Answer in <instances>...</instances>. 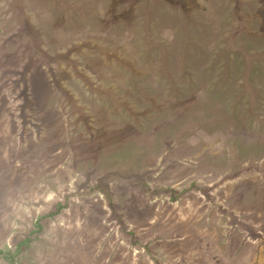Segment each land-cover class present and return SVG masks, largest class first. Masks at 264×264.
<instances>
[{"label": "rangeland", "instance_id": "1", "mask_svg": "<svg viewBox=\"0 0 264 264\" xmlns=\"http://www.w3.org/2000/svg\"><path fill=\"white\" fill-rule=\"evenodd\" d=\"M0 264H264V0H0Z\"/></svg>", "mask_w": 264, "mask_h": 264}]
</instances>
